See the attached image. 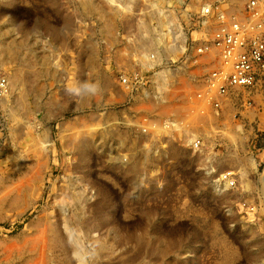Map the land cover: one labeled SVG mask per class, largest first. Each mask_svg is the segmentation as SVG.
<instances>
[{"label": "rangeland", "instance_id": "rangeland-1", "mask_svg": "<svg viewBox=\"0 0 264 264\" xmlns=\"http://www.w3.org/2000/svg\"><path fill=\"white\" fill-rule=\"evenodd\" d=\"M209 1L161 2L162 8L179 16L187 31L183 41L186 49L193 45L192 36L200 38L192 34L199 25L195 19L201 15L198 8ZM117 2L0 0L2 36L8 43L27 44L20 58L0 55V264H63L68 258L71 264H79L70 249L65 255L55 251L50 225L61 215L78 220L70 230L87 264H160L158 255L151 254L158 241L166 244L170 264H262L264 252L259 259L257 254L264 248V83L240 89L238 101L218 118L208 109L199 130L208 139V152L223 155L230 148L245 162L255 159L257 166L247 165V186L236 180L231 188L234 195L227 199L211 191L203 194L200 181L212 190L213 181L222 173L232 168L239 173V169L219 163L211 167L197 162L196 166L186 152L168 162L169 153L161 148L168 146L166 141L158 146L162 157L153 153L150 165L155 169H145L137 183L131 181L112 164L129 161L131 148L120 141L105 143L103 132L112 124L107 121L111 111L118 114L113 121L117 126L123 121L122 109L132 110L131 121L138 133L139 119L142 122L147 113L135 101L122 99L114 81L120 83L123 68L113 57L106 60L104 48L111 38L115 48L124 51V59L131 62L130 74L135 75L136 65L129 57L141 50L150 52L153 46L126 49L134 27L122 23L124 13L116 11V7L121 9ZM148 2H130L133 14L129 18L136 21L143 17L140 15ZM154 15L144 16L147 24L157 26L166 19ZM82 43L100 49L90 68L83 63L86 55L79 56ZM192 55L190 51L184 54V62L174 69L177 73L166 98L180 97L177 116L186 115L188 99L199 87L185 77L186 73L200 72L198 65L188 61H194ZM167 56L168 66L178 59H171L175 56L172 53ZM15 68L29 70L32 77L41 69L47 72L34 82L36 94L21 86L27 103L19 113L1 98L6 95V77ZM140 72L136 74L142 76ZM139 82L141 86L134 91L153 92L155 80L143 75ZM39 91L44 93L42 97H37ZM68 92L71 96L74 92L76 98L81 94L79 104L59 113L56 104ZM51 101L55 104L49 108L45 103ZM236 111L240 112L235 117ZM164 116L173 115L163 113L159 118ZM225 125L229 126L223 137ZM206 126L208 135L203 132ZM85 136L96 143L82 155L76 146ZM182 144L192 148L188 142ZM91 220L99 227L93 228ZM141 235L145 248L137 245ZM228 253L233 259L225 262Z\"/></svg>", "mask_w": 264, "mask_h": 264}, {"label": "bare ground", "instance_id": "bare-ground-1", "mask_svg": "<svg viewBox=\"0 0 264 264\" xmlns=\"http://www.w3.org/2000/svg\"><path fill=\"white\" fill-rule=\"evenodd\" d=\"M112 1L116 2V0ZM117 1L120 2H117V5L121 9L116 7V11H122L124 13L122 23L128 28L134 27L132 30L134 31V34H129L132 35L133 38L132 40L129 39L130 41L127 43L126 49H131L132 45L137 47L153 46L150 52H144V50H141L139 52L133 53L129 57L136 65L134 74L136 75L137 70H140V73L146 76L147 79H153L155 82L154 84H151V88L153 90L152 93L147 90L146 93L140 90L134 91L141 85H138L132 81L134 80V75L130 74V69L132 67L131 62L128 59H124L126 58L124 51L120 52L117 50L113 40L109 38L108 43H106V47L104 48L108 53V56H105L106 60H108L109 57H113L118 67L123 68L120 73H123V75L127 76L129 79L128 84H122L118 81H114L118 92L122 95V99H127L128 102L132 100L135 101L136 104H138V106H142L143 110L147 113L142 115V122H140L139 119V133L134 130L136 126L134 123H132V110H130L128 107L122 109L121 119L123 121L120 124L117 122V126L113 125V121L118 115L117 112L111 111V113L108 114L107 121L112 124H110L103 132L105 143L107 142L109 145H113L114 142L120 141L125 145H128L132 150L129 161L119 165L118 163L114 164L113 161V166L116 165L119 169H122L125 173H127L131 181L137 183V178L139 177L141 171H144L145 169L149 171L152 167L155 169V166L152 165L151 167L150 165L153 164V161L150 162L153 159V153H159L158 156L162 157L163 155L160 153L161 149L158 146L166 141L168 146L161 148L167 149L169 155L168 159L165 160H169L168 162L178 159L186 152L190 155L191 161L195 162L196 166L198 162L201 163V165H209L211 167L215 166V163H219L238 168L239 173L233 168L230 170L233 172L230 177L223 178V173L221 172L223 179H220V177L216 178V180L213 181V188H211L212 190H210L208 187H204L203 184H205V182H199V186L202 189L201 192L203 194L209 193V191H211L221 194L224 199L232 197L234 194L232 193L233 191H231V188L237 184L239 179L245 183V186L248 185L245 181V177L247 175V165L249 162L253 167H255L257 166L256 161L253 157H251L248 162H245L239 158L236 152L230 148L228 149L227 153L223 155H216L212 151L208 152V139L202 133H200L199 130L201 128L200 126L203 125V120L207 119L208 109H211L210 111L214 118L220 117V115L223 114V112L229 106L233 107L234 102L238 101V94L236 93L240 91V89H246L249 87H232L229 89L227 95L219 96V106L212 104L209 95H207V78L212 68L211 54L201 53L200 55L196 46L206 40L213 42L216 33L222 29H225L224 27H230L235 19L247 18L244 10V5L247 0H211L209 2H205L201 8H198V10L200 9V13L204 12V8L207 7L208 4H214L216 6L218 5V8L215 11H211L207 15L203 14L195 19V23L197 22L199 25H195L196 27L192 34L197 35L200 38L195 39L192 36L193 45L189 49L185 48L188 45H183L186 35L185 32L187 31H185L184 27L181 25V23H179V16L175 15L171 9L167 10L168 8H162V0H149L148 4L144 5L146 11L142 12V14L140 13V16L143 17H138L136 21H132L129 18V14H133V9L130 5V2L133 0ZM157 13L158 15L160 14V17L163 19L166 18L164 19L165 21H162V23L158 22L157 26L147 24L148 22L144 16H155L154 14ZM262 14H264V8H262ZM257 33L258 30L255 28L247 32V35L251 36ZM0 34V55L3 54L4 59L7 57L10 58L11 55H13V57L17 56V58H20L19 56L27 44L22 41L8 43L6 37L2 36L4 34H2V32H0ZM195 41L198 42L194 43ZM7 44L8 47H6ZM81 46L82 50L79 48L80 55L79 53L78 55H86L83 63L85 66L90 68L92 67L93 63H95L94 56L100 52V49L96 48V46L93 44L90 46H94V49H89L90 46L87 47L85 43H82ZM62 47H65V45H62ZM5 50H8L10 54H6L8 52H5ZM212 50L213 49L209 51L211 52ZM188 51H190L192 57V52L195 55L194 61H191L190 59L188 61H190L192 65H198L197 68L200 70V72L199 75L186 73L185 77L187 80H190V84L197 83L196 86L199 85V87L188 99L190 105L187 108L188 110L186 115H183V117L177 116L180 97L177 98V96H174L172 100L168 101L167 96L169 86L173 82V78L176 76L175 73H177V71L174 72V69L178 64L184 62L181 61V58ZM11 52L13 53L11 54ZM169 53L175 55L174 57H171V59L178 57V59L175 62H172L170 66L167 65V62H169L167 59V54ZM152 55H154L153 58H151ZM201 59H204V62H199ZM162 61H165L163 66H160L158 63H156ZM184 65H186V63ZM33 75L34 74L30 75L29 70L27 69L15 68L12 72H10V75L6 77L8 84H6L5 88L3 89L5 90L6 95L1 98L2 100L5 99L6 102L8 101V104H10L15 111L17 110L18 113L19 110L27 103L26 94L21 95V86H26L28 92L31 90L36 94L38 88H35L34 82L47 76V72L44 71V69H41L36 77H32ZM113 79L115 80L116 77H113ZM32 85L34 86L33 89H31ZM43 94V92L39 91L37 97H42ZM68 94L69 95H63V98L56 104L58 108L57 112L60 113L62 111H66L67 109L75 108L79 104L81 94H78L77 98L75 97L74 92L72 96L71 93L68 92ZM45 104L51 108L55 103L51 101L46 102ZM132 106L137 108V105ZM239 112L240 111L234 112V116L236 117ZM163 113H170V115L173 116H164V118H159L161 115H163ZM228 126L229 125H225L223 127V137H225L226 128ZM235 129L239 131L241 130L239 125H235ZM207 131L209 132L208 126L203 128V132L206 135L210 133H207ZM230 132H232L231 129L229 133ZM218 136L219 135H217V137ZM196 140H200L201 144L196 145L194 143ZM183 142L190 143L192 148H185L182 144ZM95 143L96 142L90 137H82L77 143V151L82 155H86V151L90 147H93ZM153 176L157 178L158 175L154 173ZM262 180L264 182V176ZM102 202L104 201L99 202L98 205L102 204ZM77 223L78 220L75 217L71 218L62 215L60 216L58 222H53V224L50 225L53 245L55 251L57 250V252L62 255H65L67 250L70 249L74 253L79 264H87L84 254L73 243V234L71 233L70 228L72 224ZM90 224L94 226L93 228L99 227L95 220H91ZM142 237L143 236L141 235L137 238V245L140 247L146 244L144 237ZM143 248H145V246ZM154 250L155 251H152L151 254L158 255L160 264H170V261L167 258V246L164 242L158 241V244L155 246ZM263 252L264 248L258 252L257 259L263 255ZM232 259L233 255L228 253L226 255L225 262L232 261ZM63 264H71L70 258L66 259ZM262 264H264V262Z\"/></svg>", "mask_w": 264, "mask_h": 264}, {"label": "built area", "instance_id": "built-area-1", "mask_svg": "<svg viewBox=\"0 0 264 264\" xmlns=\"http://www.w3.org/2000/svg\"><path fill=\"white\" fill-rule=\"evenodd\" d=\"M218 5L208 4L201 15L215 11ZM264 0H247L244 5L247 18L235 19L230 27H224L215 35L213 42L206 40L196 47L198 53L211 54V70L207 78V95L212 104L219 106V96L227 95L235 86L254 87L264 83ZM262 14V15H261ZM257 29L258 33L248 36L247 32ZM213 49L211 52L209 50ZM154 55L151 56L153 58ZM155 62V61H153ZM162 66V62H156ZM136 76L138 77L136 79ZM142 76L134 75V83H140ZM122 84H128L125 75L119 76ZM201 144L200 140L194 142ZM232 171L223 173L230 177ZM220 176V179H223Z\"/></svg>", "mask_w": 264, "mask_h": 264}]
</instances>
